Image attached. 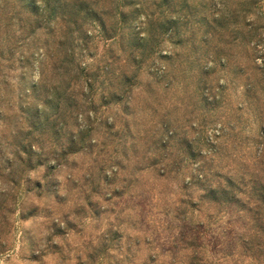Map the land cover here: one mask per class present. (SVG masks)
<instances>
[{
    "label": "rangeland",
    "instance_id": "1",
    "mask_svg": "<svg viewBox=\"0 0 264 264\" xmlns=\"http://www.w3.org/2000/svg\"><path fill=\"white\" fill-rule=\"evenodd\" d=\"M48 1L0 0V264L184 261L186 254L175 251L180 244L178 214L187 211L192 226H205L208 244L210 235L220 238L230 212L215 209L208 192L219 190L229 177L239 182L241 173L257 169V157L263 156L258 141L264 134V46L246 47L241 42L231 48L225 45L227 37L209 36L187 9L189 23H181L183 36L178 38L185 42H173L169 36L159 40L129 100L117 103L113 95H123L128 84L116 77L132 76L134 71L130 51L135 45L129 32L109 37L113 26L104 16L106 28L99 21L87 22L66 37L63 9L54 10L63 6L51 0V10L46 8ZM84 1L99 13L112 7V0H100L97 6V0ZM206 1L207 9L201 8V0L189 5L212 20L221 0ZM227 6L240 9L241 0H230ZM141 22L133 26L138 41L147 37ZM58 41L65 50L73 43L75 72L100 74L97 80H86L94 81L91 95L96 107L80 100L85 106L79 124L94 128L90 145L61 164L52 161L53 171L36 164L34 172L22 175L13 155L18 148L15 137L21 128L29 129L24 119L31 102L19 98L25 87L21 78L33 63L29 85L37 83L42 69L53 80L64 56ZM152 47L149 41L141 51L148 54ZM80 83L89 95L85 80ZM102 97L109 104L101 103ZM155 134L165 143L164 150H155ZM43 146L35 150L56 149ZM158 155L163 159L157 171L136 172ZM158 170L166 176L160 178Z\"/></svg>",
    "mask_w": 264,
    "mask_h": 264
},
{
    "label": "trees",
    "instance_id": "2",
    "mask_svg": "<svg viewBox=\"0 0 264 264\" xmlns=\"http://www.w3.org/2000/svg\"><path fill=\"white\" fill-rule=\"evenodd\" d=\"M147 1L149 5L145 6ZM147 1L112 0V7L108 11L103 8L101 13L84 0L55 1L63 6H59L54 10L63 9L64 14L61 17V25L65 24L67 28L68 34L66 37L70 36L71 38L73 32L80 29V26L87 22L99 21L100 25L106 28L104 16L111 20L113 26V33L109 37L117 39L116 37H123L126 34L124 33L125 30L129 32L130 40L135 45L132 46L133 48L130 51V54H132L131 59L135 63L134 71H132V76L122 74V77H116L117 81H126L128 84L127 88H123L125 92L123 95H113L117 103L129 100L133 86L141 81L140 75L143 63L148 57L155 55L162 43L159 40L169 36L173 42H178L181 45L185 42L178 38L183 36L181 23L183 25L189 23V16L184 14L187 9H190L192 20L198 18L196 23H200L208 29L209 36L227 37L225 45L231 48L241 42H244L246 47H249L252 43H254V48L264 46V0H241V6H239L241 8L233 9V11L228 10L230 6H227V4L229 5L230 0H221L220 9L213 12L212 20L199 15L201 8H208L206 7L208 5L206 0L199 2L201 8L190 7L189 4L195 0ZM94 4L95 6L99 5L100 0H97ZM107 4L110 3L107 2ZM47 6L46 8L50 7L52 10L54 2L48 1ZM34 13L38 15L39 11ZM141 19H143V22H141ZM138 22L145 25L146 28L143 32L147 36L146 39L139 38V41L133 28L134 23L138 24ZM106 32L107 29L105 34ZM171 35L172 37H170ZM70 38H68V42L71 40ZM203 40L204 43L208 42L207 39ZM149 41L153 42V47L147 54L141 50L146 49ZM58 43L64 56L63 60L59 59L60 67L54 69L53 80L50 79L49 71L42 69L37 83L29 85L31 73L35 71L33 63L29 65L30 68L26 69L27 74H24L21 78L25 87H22L19 98L21 101L28 98L31 102L27 111H25L23 103L20 106L22 112L25 111L29 114L27 119H24L25 123L29 124V129L25 131L24 128H21L20 134L15 137L18 148L13 155L19 163L18 167H22L21 171L18 169L22 175L27 172H34L36 164L53 171L52 161L58 160L61 164L67 157L82 153L90 145V136L94 128L83 129L79 124L80 117H83L84 114L81 113V108L85 106L81 104L80 100L90 104V107H96L94 95H91L94 81L87 83L86 80L90 77L97 80L100 74L96 75L97 77L92 76L81 69H78L79 73L75 72V65H72L73 59H75L73 43L70 44L71 49L68 50L64 49L66 45L62 41H58ZM48 50L52 55V49ZM136 53L141 58L134 57ZM119 58L117 57L116 60ZM81 79L85 80L84 84L90 91L89 95L84 92V87H81ZM100 102L109 104L103 97ZM22 122L18 121L20 124ZM124 128L129 129V125L125 124ZM166 128H169L168 125ZM155 135L156 137L153 138V142L156 144L155 150H164L165 143H161L160 135ZM65 139L66 146L63 145ZM26 143L28 145H25ZM45 144H52L56 146V149H50L47 153L35 150L37 147L42 150ZM258 144L263 148V156L259 155L257 157V161H259L257 162V169L252 172L245 169L241 173L239 182L229 177L225 179L226 185H220L219 190L211 189L208 192L209 202L215 205V209H223L224 207L230 212V223H228L226 229L221 230L220 238L210 235L212 241L208 244L205 226L200 224L192 226L191 220L187 217V211L178 214L176 229L178 232L177 240L180 244L177 245L175 251L186 254V257L184 261L180 260L169 264H264V134L261 135ZM61 148L62 150H60ZM149 150L148 148V154L150 153ZM162 157L161 155L154 156L152 162L137 167L136 172L157 171V166L163 159ZM99 172L100 174L105 173L102 167ZM119 172L120 169L114 174L117 176ZM160 172L161 170H158L160 178L166 176V171ZM185 204L188 205L189 203L182 201V205ZM233 220L237 222L234 224ZM234 228H237V230ZM147 244L150 245V242H147ZM173 256L177 257L178 253ZM89 258L92 259L91 256ZM155 263V261H151L150 264Z\"/></svg>",
    "mask_w": 264,
    "mask_h": 264
}]
</instances>
